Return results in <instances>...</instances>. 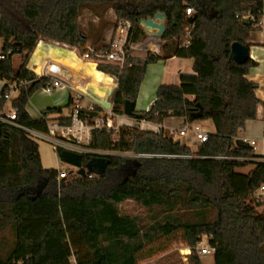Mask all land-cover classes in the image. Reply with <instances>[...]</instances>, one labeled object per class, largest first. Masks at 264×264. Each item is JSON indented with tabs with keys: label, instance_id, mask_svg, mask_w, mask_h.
Returning a JSON list of instances; mask_svg holds the SVG:
<instances>
[{
	"label": "trees",
	"instance_id": "16d2710c",
	"mask_svg": "<svg viewBox=\"0 0 264 264\" xmlns=\"http://www.w3.org/2000/svg\"><path fill=\"white\" fill-rule=\"evenodd\" d=\"M189 8L194 10L192 24L185 15ZM109 10L116 23L130 24L128 43L145 38L149 31L141 21L158 13L164 15L165 27L159 55L147 53L138 59L127 52L121 67L97 64L99 72L117 82L112 112L121 116L125 101L135 105L149 65L173 57L189 59L194 74L181 75L178 85H160L150 108L134 111L133 119L157 126L167 118H184L191 124L210 120L214 133L192 152L161 130L123 129L117 141L112 131H94L89 150L136 157L107 156L110 164L104 175L72 176L57 183L58 171L42 167L39 146L25 130L45 134L46 118L61 110L46 109L38 119L27 113L30 98L50 84L27 64L41 40L82 55L89 42L100 41L109 25L105 20ZM263 11L264 0H0V55L5 57L0 61V81L30 83L11 102L17 110L16 126L0 123V235L9 230L14 238L0 264H70L72 257L76 264H137L147 246L176 233L191 248L206 236L215 249L214 264H264V210L252 203L264 183V157L254 155L238 139L245 124L256 119L261 104L257 84L246 79L257 64L248 58L239 65L230 58L234 43L249 49L248 40L259 30ZM83 12L97 20L96 25L88 24L87 32L79 23ZM187 28L192 39L182 48ZM14 55L21 58L16 71L11 64ZM83 77L101 82L86 64ZM3 91L0 111L5 105ZM102 111L95 106L89 118ZM63 151L57 148L59 159ZM83 157L86 163L93 155ZM249 166L247 174L237 172ZM126 201L155 210L152 223L145 227L146 220L122 215L119 206ZM190 259L203 264L195 253Z\"/></svg>",
	"mask_w": 264,
	"mask_h": 264
},
{
	"label": "built area",
	"instance_id": "2783aa9c",
	"mask_svg": "<svg viewBox=\"0 0 264 264\" xmlns=\"http://www.w3.org/2000/svg\"><path fill=\"white\" fill-rule=\"evenodd\" d=\"M194 14V10L189 8L185 10V15L188 18ZM130 32V24L126 21H120L116 23L114 28V37L106 45L107 48L93 49L87 47L86 51L80 55L82 60L94 61V63L104 62V63H114L118 64L120 67L123 65L126 53L132 56L133 52L145 50L150 54H158L161 48V39L153 36H146L144 39L137 43H128ZM191 28L185 30L183 38L180 40L181 47L187 48L191 41ZM1 50V49H0ZM5 57L0 55V61L4 60ZM36 77L38 78H47L50 80L49 88L52 89H70L77 93V96L72 98L70 113L68 120L70 121L69 125H61L57 122L48 121L47 122V132L45 134H40L31 130H25L28 134V137L31 140L43 139L52 145V149L56 152L59 144L56 142L57 139L62 138L63 140L76 144L82 148L88 147L91 143L92 133L94 131H114L120 127L131 128L136 121L133 117H127L124 114L121 116L116 115L112 112V104L110 109H104L96 101L91 99V104L87 108H83L79 101L82 97H90L86 92H84L78 84L80 79L77 82H74V78H71L70 75L66 78L64 75L68 72L67 68L64 65L60 64L57 61L51 59H44L41 64H34L33 68L30 69ZM110 85L108 98L111 100L113 94L117 89V82L114 78L110 77L108 79ZM30 83L28 82H18V81H2L3 95L5 103H11L15 96L19 95V92L22 88L28 87ZM111 103V102H110ZM95 106L100 107L103 112L94 118H89L88 112L92 111ZM123 111V108H122ZM123 113V112H122ZM17 110L12 108L4 113L0 111V123H6L9 125H15ZM144 122V121H141ZM147 123V122H145ZM149 124V123H148ZM151 124V123H150ZM140 127V126H139ZM141 129L149 130L154 133H159L160 130L154 129L151 126H141ZM173 141L184 140V144L187 147L192 145H201L207 141L208 134L203 132L199 123H184L181 129L177 132L169 131L167 134ZM244 143L248 144L246 140H242ZM249 146L254 147V142H250ZM79 153V152H76ZM80 154H89L81 152ZM92 155V154H90ZM94 157V155H93ZM78 169L74 168V171L66 173L65 171H58V176L56 177L57 183L62 179H65L69 176H78ZM94 175H87L85 178L92 179ZM252 203L255 206H258L260 210H264V183H262L258 189L254 192L252 196ZM206 237V236H203ZM207 238V237H206ZM203 240L195 247L191 248L185 246L182 249L178 250L179 256L183 264H192L191 256L193 253L199 258L204 259L209 255H213L215 249L208 245V238L205 247H201ZM14 264H26L25 261L16 262ZM70 264H76L75 259L72 257L70 259Z\"/></svg>",
	"mask_w": 264,
	"mask_h": 264
},
{
	"label": "crops",
	"instance_id": "0c3cea01",
	"mask_svg": "<svg viewBox=\"0 0 264 264\" xmlns=\"http://www.w3.org/2000/svg\"><path fill=\"white\" fill-rule=\"evenodd\" d=\"M105 20L108 22L109 25L103 30L100 41L97 44H93L92 42H89L86 48L91 47L93 49H101L102 47H105L113 39L114 28L116 27V18L112 10H109L106 13ZM159 23H162V22H159ZM93 24L96 25L97 23L93 22ZM151 33L153 34L154 32L152 31ZM147 36H150V34ZM248 43L250 44L249 58L252 61H254L257 65L256 67L251 68L249 70V73L246 76V79L252 83L257 84L258 89L256 91V97L261 102V104L258 105L257 107L256 119L254 121H249L245 124L244 129L240 131L238 134V139L246 140L248 144L250 142H254V147L250 146L251 149L253 150L254 155L259 156V157H264V125H263V116H264V46H263L264 44V11H263V16L260 21L259 30L251 35L250 39L248 40ZM62 47L64 48L67 47L71 49V51H66L64 49L60 50L59 48H62ZM56 50L63 51V53L65 54V57L64 58H54L52 54L55 53ZM76 53H78L76 50L68 46L57 44V43L46 41V40H41L38 42L35 51L33 52V54L31 55L28 61L27 69L28 70L32 69L34 64H41L44 59H51V60L59 62L60 64L64 65V67L67 68L68 73L66 75L67 77L65 76L66 78H68L69 75L70 77L74 78L75 76L71 74L70 72L75 73L77 69L81 67L80 63H82L88 66H91L92 71L98 73L101 76V82L103 81L108 82V79L110 78V76L105 75L96 69L98 63H94V61L82 60L80 58V55ZM160 53H161V48H160V52H158V54L156 55H159ZM146 55H147V52L145 50L132 53V57L138 58V59H144L146 58ZM70 62L75 63V66H74L75 69L71 70L70 68H68L69 66L68 64ZM11 64H12V59H11ZM107 64L118 65L114 63H107ZM192 64H193L192 60L173 57L171 59H168L165 62H158L156 64L149 65L146 69L144 80L139 89L137 100L134 105V111L136 112L147 111L150 108V106L153 104V102L155 101L156 99L155 94H156L157 88L160 85H163V84L178 85L180 83L181 75H193L194 73L192 70ZM79 79H80L79 81L80 83L78 84V86H80L81 89L90 96V97L86 96L85 98H88L90 101L92 99L96 102L98 101L100 102L109 101L110 102L108 98V92H109V87L111 84H109V82L104 83L103 85H100L99 88L94 89V87L98 84H101V82L100 83L93 82L89 79V77H83ZM90 87L93 90H91ZM1 90H2V81H0V92ZM51 90L53 89L47 88V89H43V90L36 92L30 98L26 111L30 115V117H32L33 119H38L42 116V114L44 113L46 109L59 108L61 110L60 113L51 114L46 119L48 121L57 122L60 124L61 120L68 119V116L70 113L71 100L73 96L70 94L69 91H65V90L63 91V89L62 91H59L58 93H54V94L50 93ZM17 97L18 96L16 95L14 99H16ZM188 99L192 100V97H189ZM5 107H6V103L4 107L2 108V111L4 113H7L8 111L5 109ZM184 123H186L184 118H167L163 121L161 126H157V125L150 124V123L148 124L145 122H136L135 125L140 126V127L149 125L155 130L158 129L163 132H169V131L177 132L181 129ZM212 133H214V130ZM40 140H43V139H40ZM176 142L183 143L184 140L183 139L177 140ZM39 155H40L41 165L44 169H53L57 171H62L58 166L61 161L59 157L57 156L56 152H54V156L56 159L55 165L45 164L46 166H44L43 165L44 156L41 153V151H39ZM247 169H249L248 170L249 172L252 169V167L249 166L247 167ZM205 261H206V258H205ZM205 261H203V263ZM209 264H214V263L213 261H211Z\"/></svg>",
	"mask_w": 264,
	"mask_h": 264
},
{
	"label": "rangeland",
	"instance_id": "374dc122",
	"mask_svg": "<svg viewBox=\"0 0 264 264\" xmlns=\"http://www.w3.org/2000/svg\"><path fill=\"white\" fill-rule=\"evenodd\" d=\"M93 22L97 23L96 19L90 13L83 12V14L80 17L79 23H80L82 29L84 30V32H87L88 24H90V23L93 24ZM148 31L149 32H147V35H149L152 32L151 30H148ZM1 46H2V43L0 41V47ZM59 49L71 51V49H69L67 47L66 48L62 47ZM60 50L59 51L56 50V52L53 53L52 56L54 58H64L65 54L63 53V51H60ZM76 54H78V53H76ZM139 55H141V54H139ZM20 65H21L20 56L14 55L12 57L13 68L15 70H17ZM68 65H69L68 68H70L71 70L75 69V67H74L75 63L74 62L73 63L70 62ZM104 83H108V82L103 81V82H101V84L96 85L94 87V89L99 88V86L103 85ZM64 90L69 91L70 94L73 96V98L77 96V93L74 92L73 90L63 89V91ZM91 90H93V89L91 88ZM59 91H62V89H53L50 91V93L54 94V93H58ZM110 102H111V100H110ZM90 104H91V101L85 97H83L80 101V105L83 108L90 106ZM5 109L7 111H9L11 109L10 103H6ZM199 125H200L203 132H206L208 134H212V132L214 130V126L210 120L202 121L199 123ZM123 129H129V130L130 129H138L139 131H149V130L141 129L139 126H136L135 124H133V126H131V128L130 127L129 128L120 127V128L113 131V139L115 141L118 140L119 134L122 131H124ZM165 133L168 134V132H165ZM34 141H36L38 143L39 151H41V153L44 156L43 165L44 166H46L45 164H47V165L48 164H54L55 165L56 159L54 156L52 145L50 143L43 141V140H40V139H35ZM56 142L59 144L58 146H61V148H63V150H66V151H73V152H79V153L85 152V153L92 154L94 156H102V157L116 156V157H122L125 159H133L136 157L135 154L126 153V152L111 153V152H98V151L86 150V148L84 149V148H82L76 144L67 142V141L63 140L62 138L57 139ZM184 143L185 142H183L182 144H184ZM197 146L198 145H192L189 148L191 149L192 152H195L197 149ZM58 166L62 171H65L66 173H70V172L74 171L73 167L64 163L63 161H61ZM248 170L249 169H247V168L246 169H238L237 172L241 173V174H247ZM69 177H72V176H69ZM69 177H67V178H69ZM119 210H120V213L122 215H128V216H132V217L136 216L141 220H146V224L144 225L145 227H147L148 225H150L152 223L151 219H153V217H156L155 210H153V212H148L144 208L139 206L137 203L132 202V201H126V202L122 203L119 206ZM178 214L181 215L182 212H179ZM183 217L185 219L187 216L185 215ZM159 218L160 217H158V219ZM209 218H210V215H208V219ZM202 240H203V244L201 247H205L206 243H207V238L202 237ZM13 245H14V238L12 236V233L9 230L5 231L4 233H2L0 235V259L4 260L8 256L9 252L13 248ZM185 246L186 245L183 242L181 233H176L171 237L158 238L152 244L147 246L143 252L138 254L137 264H183L181 261V258L179 256L178 250L184 248ZM148 254L149 255L153 254V255L148 257L147 256ZM212 259H213V255H209L206 257V261H205V258L200 259V260L202 262L205 261L203 264H209L211 261H213Z\"/></svg>",
	"mask_w": 264,
	"mask_h": 264
},
{
	"label": "water",
	"instance_id": "95a60500",
	"mask_svg": "<svg viewBox=\"0 0 264 264\" xmlns=\"http://www.w3.org/2000/svg\"><path fill=\"white\" fill-rule=\"evenodd\" d=\"M164 15L158 13L152 19H147L146 21H141V26L145 29L151 30L154 33H150V36L161 38L164 33L165 27L162 23ZM195 17L189 19L192 24ZM230 58L236 64L242 65L247 62L249 58V49L241 44L234 43L231 46ZM104 109H110L111 103L109 101L97 102ZM123 114L127 117H133L134 115V104L125 101L123 104ZM60 159L70 165L71 167L78 169L77 174L81 178H85L87 175H94L95 177H100L106 172L107 166L110 161L102 156L91 157L86 163H84V157L80 153L73 151L64 150L60 154Z\"/></svg>",
	"mask_w": 264,
	"mask_h": 264
},
{
	"label": "bare ground",
	"instance_id": "6f19581e",
	"mask_svg": "<svg viewBox=\"0 0 264 264\" xmlns=\"http://www.w3.org/2000/svg\"><path fill=\"white\" fill-rule=\"evenodd\" d=\"M81 64V67L79 68V69H77V71L75 72V73H72V72H70L71 74H73L75 77H74V82L76 83L77 82V80L79 79V78H83V72H84V68H85V64H82V63H80ZM68 73V72H67ZM67 73H66V75H67ZM66 75H64V76H66ZM67 77V76H66ZM69 77V76H68ZM72 78V77H71ZM83 83V82H82ZM84 84V83H83ZM83 86V85H82ZM81 88V87H80Z\"/></svg>",
	"mask_w": 264,
	"mask_h": 264
}]
</instances>
